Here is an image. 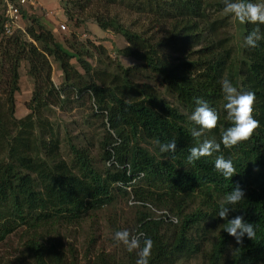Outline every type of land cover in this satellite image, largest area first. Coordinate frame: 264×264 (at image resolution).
I'll list each match as a JSON object with an SVG mask.
<instances>
[{
  "label": "trees",
  "instance_id": "16d2710c",
  "mask_svg": "<svg viewBox=\"0 0 264 264\" xmlns=\"http://www.w3.org/2000/svg\"><path fill=\"white\" fill-rule=\"evenodd\" d=\"M100 1L59 0L67 21H75L76 27L91 18L106 31L118 21L106 8L115 0L85 15L86 8ZM128 1L132 4L127 10L132 12L130 6L148 21L137 29L117 27L127 43L120 52L139 61L147 77L156 75L151 78L158 79V88L132 79L134 67L118 66L111 73L92 68L86 58L97 50L105 55L106 49L90 41L87 51L79 41L78 49L72 44L63 48L52 30L35 24L37 10L32 6L29 16L21 11L19 22L33 24L25 28L22 23L12 35H3L0 0V76L5 75L6 85L0 93V242L25 229L23 248L32 264H136L145 239L152 241L149 264H264V39L256 48L243 47L238 57L224 0ZM256 27L243 24L244 37ZM259 27L264 34V25ZM72 59L83 65L84 74ZM21 61L27 63L34 90L25 104L27 113L18 118L15 93ZM53 62L64 76L59 85L52 79ZM225 78L241 92L254 93L252 115L259 126L248 140L231 149L221 144L219 152L190 165L187 156L198 143L191 135L198 126L190 116L198 98L219 116L216 127L204 130L199 142L220 143L231 126L220 84ZM159 87L174 103L162 97ZM85 98L92 117L102 119V167L86 144L75 142L66 130L62 135L46 115L52 106L64 109ZM173 139L176 151L161 154L156 141ZM220 155L236 168L231 180L214 168ZM237 184L246 199L229 218L242 215L256 233L241 245L223 230L228 220L217 216L223 198ZM117 195L132 196L135 215L131 226L109 219L113 235L124 230L130 238L143 233L140 248L130 252L113 239L119 250L95 249L92 234L82 252L76 243L63 242L59 228L79 226ZM193 228L195 234L190 235Z\"/></svg>",
  "mask_w": 264,
  "mask_h": 264
},
{
  "label": "rangeland",
  "instance_id": "374dc122",
  "mask_svg": "<svg viewBox=\"0 0 264 264\" xmlns=\"http://www.w3.org/2000/svg\"><path fill=\"white\" fill-rule=\"evenodd\" d=\"M105 2L107 3L108 0H101L96 5H93L89 10L88 8H86L85 15L87 16L89 12H92L96 8L107 6L105 5ZM121 2V0H115V2L109 3L106 7L107 10L110 11V15L112 17L116 16L118 18V21L113 24V27L106 31L100 29L96 22H94L91 18H87L86 23L84 22L78 27L75 26V21L69 22L66 19L63 21H57L56 25H53L55 28H51L50 24H48V18H50L51 13L48 14L49 17L44 15V12L46 10H43L44 12L40 10L35 14V24H42L52 31L56 29L59 30V33H57L56 35L60 38L61 46L63 48L69 46L68 44H70V46L72 44L75 47L73 49H78V41L82 42V44L86 46V51L88 48V45L86 44L87 41H90L94 46L104 47L106 49L105 55L100 54V51L97 50L93 51L92 56L86 58V61L92 66V68H102V70H106L107 73H111L116 72L118 66L123 69L134 67V70L137 73L132 76V79L139 83L145 82L158 88V79L151 78L155 77L156 75L147 77L149 76V74L145 73V71L140 68L141 64L139 61L135 60L132 57L121 54L120 52L127 45V43L122 35L117 32L119 31L118 28H120V26H124L123 28L127 29H137L141 28L138 26V24H142L145 19L148 21L145 15H139L140 13L135 11V9L131 8L130 6L128 8L132 12L127 10V4L130 5L132 4V2L124 0L125 5H122ZM254 3H261V0H254ZM39 7L41 8L42 5L39 6L38 4H36L34 9L38 10ZM24 13L28 14L27 16L30 15V13ZM1 14L2 5L0 3V16ZM23 17H25L24 14ZM50 20L52 19L50 18ZM30 21L22 22L25 25V28H27L26 26H28L30 23L33 24V21ZM135 22L137 23L135 24ZM22 23L21 26L23 25ZM61 23H64V25L66 26L65 30L60 29ZM229 24V33L232 36L233 45H235V52L239 57L244 47L243 24L239 23V21H237L232 15L230 16ZM158 29L162 30L160 26L157 27V30ZM73 34H75V36L77 37L74 38L75 36H73ZM71 62L72 65L81 74H84V68L82 64L78 63L75 59H72ZM52 64V76L56 84L59 85L63 81L64 76L57 66L58 64L55 62H53ZM18 85L19 90L15 93V116L20 118L27 113L25 104L30 99L31 93L34 90V81L28 73V66L26 61H21L19 65ZM5 88V75H2L0 76V93L4 92ZM159 89L161 90L160 87ZM161 92L162 97L167 102L174 103L171 96H168V94L166 95L163 90H161ZM78 104L82 105L78 106ZM46 115L51 122L59 126L62 135H64L63 130H66L67 132H70L72 136H74L75 142H82L86 144V146L91 149L93 157L95 158L96 165L98 167L103 166V162L98 157V152H101V149L99 148V142L103 136V129L100 127L102 119L92 117L87 98L75 101L74 103L69 105V107H66L64 109L52 106ZM78 136H84L85 138H79ZM147 147L149 152L153 153L152 148L149 146ZM63 154V156L66 157V153L64 152ZM131 197L132 196H130L129 198L121 197L117 195L116 200L111 203V205L104 207L101 211L95 212L93 214L91 213V215L84 217L83 220H80L79 226L68 228L64 226V228H59L58 232L60 237H63V242L76 243L79 250L82 252L86 246V241L88 240L89 235L92 234L97 239L95 249H105L106 251L110 252L119 250L121 248V245L118 244V246L116 247L112 242L114 231L108 220H116L119 224L125 223L126 226H128V224H130L129 226H131L135 215V207L132 201H130ZM189 234L194 235L195 229H191ZM26 238H28V236L25 232V229L20 228L16 232L10 234L2 242H0V264H32V260L23 248V243ZM186 264H200V262L198 260H190L189 262H186Z\"/></svg>",
  "mask_w": 264,
  "mask_h": 264
},
{
  "label": "clouds",
  "instance_id": "9594fccd",
  "mask_svg": "<svg viewBox=\"0 0 264 264\" xmlns=\"http://www.w3.org/2000/svg\"><path fill=\"white\" fill-rule=\"evenodd\" d=\"M224 12L235 17L241 24H255L257 27L249 32L243 40L244 47L256 48L258 42L264 39V34L260 31V25H264V0L261 3H252L251 0H224ZM221 90L224 95L225 104L224 110L226 119L231 123L221 136L220 143L215 140L205 139L199 142V138L203 135L204 130H211L216 127L219 116L217 112L212 109L208 102L203 99H197V107L192 112L190 120L194 125L191 135L198 141L197 146L190 149V154L187 156V163L194 164L202 157L212 156L213 153L219 152L221 144L225 148L231 149L242 141L248 140L255 129L259 126V122L253 118V102L255 95L252 92H241L232 83L230 79H223L221 82ZM161 154L174 153L177 148V141L175 139L161 143L156 141ZM215 170L225 180H231L234 174L237 173L232 160L225 159L223 155L217 156L214 163ZM244 190L237 184L233 190L225 195L220 203L217 216L222 220H228V224L224 231L232 236L237 245L243 243L244 238L253 239L256 235L252 223L244 219L242 215H236L229 218L231 212H234L236 206L245 200ZM140 233L138 236L130 238V233L127 230L115 232L113 239L121 242L127 246L128 251L140 248L143 236ZM152 241L145 239L143 247L140 248L136 264H149L151 255Z\"/></svg>",
  "mask_w": 264,
  "mask_h": 264
},
{
  "label": "built area",
  "instance_id": "2783aa9c",
  "mask_svg": "<svg viewBox=\"0 0 264 264\" xmlns=\"http://www.w3.org/2000/svg\"><path fill=\"white\" fill-rule=\"evenodd\" d=\"M36 0H3L4 13L2 18L3 35L10 36L15 30L21 29L20 19L22 17V9L24 7H35ZM60 29L65 30L66 26L60 24Z\"/></svg>",
  "mask_w": 264,
  "mask_h": 264
},
{
  "label": "crops",
  "instance_id": "0c3cea01",
  "mask_svg": "<svg viewBox=\"0 0 264 264\" xmlns=\"http://www.w3.org/2000/svg\"><path fill=\"white\" fill-rule=\"evenodd\" d=\"M38 5H42V7L37 10L40 11L42 10V12H44L43 10H46L44 12V15L48 16V14H50V18L52 20H50V18H48L49 22L48 24H50L51 28H55L53 25H56L57 21H63L66 20V15L63 12V9L61 8L60 2L59 0H39L38 1ZM22 10H26L27 13H32L33 9H30V7H24ZM49 17V16H48ZM53 32L55 34L59 33V30H53ZM53 67V64H52ZM52 75H53V71H52ZM53 79V76H52ZM54 81V79H53ZM54 83L56 84V82L54 81Z\"/></svg>",
  "mask_w": 264,
  "mask_h": 264
}]
</instances>
